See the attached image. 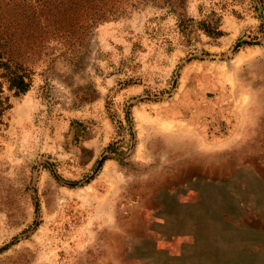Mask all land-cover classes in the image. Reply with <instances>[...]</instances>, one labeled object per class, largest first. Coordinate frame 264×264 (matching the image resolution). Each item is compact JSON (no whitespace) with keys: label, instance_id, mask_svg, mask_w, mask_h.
Listing matches in <instances>:
<instances>
[{"label":"rangeland","instance_id":"374dc122","mask_svg":"<svg viewBox=\"0 0 264 264\" xmlns=\"http://www.w3.org/2000/svg\"><path fill=\"white\" fill-rule=\"evenodd\" d=\"M106 7L9 0L0 264H264V0Z\"/></svg>","mask_w":264,"mask_h":264},{"label":"trees","instance_id":"16d2710c","mask_svg":"<svg viewBox=\"0 0 264 264\" xmlns=\"http://www.w3.org/2000/svg\"><path fill=\"white\" fill-rule=\"evenodd\" d=\"M107 1L109 0H78L81 5H87L93 24L116 11L113 7H106ZM202 27L207 34H222L218 27L211 28L208 23L202 22ZM30 84L31 79L26 69L9 55V0H0V130L6 126L5 113L11 107L9 91L14 95L22 94Z\"/></svg>","mask_w":264,"mask_h":264},{"label":"bare ground","instance_id":"6f19581e","mask_svg":"<svg viewBox=\"0 0 264 264\" xmlns=\"http://www.w3.org/2000/svg\"><path fill=\"white\" fill-rule=\"evenodd\" d=\"M235 60H237V59H235ZM172 124V123H171ZM164 126H166V125H164ZM168 126V125H167ZM205 237V236H204Z\"/></svg>","mask_w":264,"mask_h":264}]
</instances>
